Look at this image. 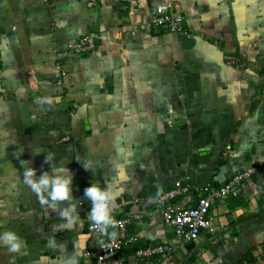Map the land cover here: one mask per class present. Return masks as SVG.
<instances>
[{"label": "crops", "instance_id": "1", "mask_svg": "<svg viewBox=\"0 0 264 264\" xmlns=\"http://www.w3.org/2000/svg\"><path fill=\"white\" fill-rule=\"evenodd\" d=\"M90 1L0 0V232L26 241L16 253L0 244V264H94L83 194L96 181L117 193L115 220L141 215L122 250L136 264L141 247L176 243L162 191L189 185L172 202L191 207L207 184L250 169L241 194L212 206L219 232L179 247L173 264H264V0H175L188 35L154 22L170 0ZM85 35L93 51L73 48ZM49 151L73 174L75 223L58 215L66 202L41 205L23 182L20 161L40 175Z\"/></svg>", "mask_w": 264, "mask_h": 264}, {"label": "built area", "instance_id": "2", "mask_svg": "<svg viewBox=\"0 0 264 264\" xmlns=\"http://www.w3.org/2000/svg\"><path fill=\"white\" fill-rule=\"evenodd\" d=\"M44 1L49 3L50 0ZM95 3L96 0L90 1V4ZM154 22L165 30L188 35L183 8L178 1L170 0L159 3L155 10ZM95 46V38L92 35H85L73 44V48L80 51H93ZM226 62L237 67L241 66V59L234 55H227ZM1 64L2 56L0 55V69ZM60 67L63 68L61 65ZM62 71L63 75L67 74L66 70L62 69ZM171 113V120H176L177 113L174 111ZM254 171V169H250L235 174L226 183L217 186L211 183L207 184L203 187L196 205L191 207L175 205L172 202L175 197L189 191V185L178 182L176 187L162 191L157 197L158 211L162 214L165 224L175 234L176 243L169 239H163L156 244L141 247L136 252V264H173L175 253L179 247L198 241L203 231H208L211 234L218 233L220 227L211 215L212 206L219 199L241 194L243 183ZM132 201L124 200L123 203L129 204ZM140 216L133 213L124 219L116 220L117 226L114 230L118 235L115 240L107 235H99L91 223L90 232L93 239L98 241L99 246L97 250L88 249L85 253L86 256L92 257L94 264H126L122 250L127 244L133 243L137 239L134 235L129 234L128 225Z\"/></svg>", "mask_w": 264, "mask_h": 264}, {"label": "clouds", "instance_id": "3", "mask_svg": "<svg viewBox=\"0 0 264 264\" xmlns=\"http://www.w3.org/2000/svg\"><path fill=\"white\" fill-rule=\"evenodd\" d=\"M41 151H36L38 155ZM45 163L50 165V171H43L37 175V169L29 166L31 161L21 160L23 166V182L36 194L41 205L56 209L60 203L66 202V206L59 210L58 215L69 223H75L79 212L78 200L73 195V174L66 163H54V154L49 151L45 156ZM85 170H92L90 162H83ZM116 177L119 183L123 173L119 165L116 166ZM84 197L91 201V209L88 213L89 219L99 235H107L111 239L117 238L114 230L117 221L113 216V201L117 193L107 183L101 185L96 181L84 189ZM109 229L113 231L109 232ZM0 244L7 247L9 252H19L26 246V241L15 231L8 230L0 232Z\"/></svg>", "mask_w": 264, "mask_h": 264}, {"label": "trees", "instance_id": "4", "mask_svg": "<svg viewBox=\"0 0 264 264\" xmlns=\"http://www.w3.org/2000/svg\"><path fill=\"white\" fill-rule=\"evenodd\" d=\"M231 178V177H230ZM217 186V185H216ZM247 262L251 263V262H255L256 261V258L254 256H252V253L250 255H248L247 259H246ZM238 264H245V262H239Z\"/></svg>", "mask_w": 264, "mask_h": 264}, {"label": "water", "instance_id": "5", "mask_svg": "<svg viewBox=\"0 0 264 264\" xmlns=\"http://www.w3.org/2000/svg\"><path fill=\"white\" fill-rule=\"evenodd\" d=\"M184 39H187L186 37H184Z\"/></svg>", "mask_w": 264, "mask_h": 264}]
</instances>
